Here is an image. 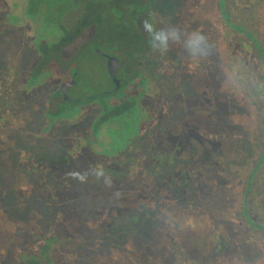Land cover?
<instances>
[{
    "label": "rangeland",
    "instance_id": "374dc122",
    "mask_svg": "<svg viewBox=\"0 0 264 264\" xmlns=\"http://www.w3.org/2000/svg\"><path fill=\"white\" fill-rule=\"evenodd\" d=\"M26 1L0 0V264H20L14 248L25 251L36 235L49 230L56 199L38 187L55 195L54 182L38 164L55 160L78 138L90 139L97 150L88 153L89 165L76 177L81 199L70 203L81 215L83 234L56 247L54 260L264 264V229L248 226L242 210L247 197L253 223L264 224V169L246 192L263 143L264 66L258 48L264 52V0H41L36 20L23 15ZM131 1L140 2L132 8L139 13L133 20L125 14L112 21L109 11L102 20L103 10L122 9ZM226 15L248 37L235 34ZM149 26L202 32L209 45L206 55L194 60L182 40L159 55L148 43ZM61 28L82 39L100 33V49L117 58L122 78L137 73L140 63L131 53L144 50L138 58L144 75L150 71L156 78L150 86L163 95L164 109L149 108L153 132L127 156L104 157L134 133L132 112L131 119L106 126L114 137L100 147L88 129L94 115L101 117L100 100L76 108L64 104L83 117L79 130L69 120L45 119L48 96L71 79L69 66H62V76L51 68L48 82L39 88L28 86L29 75L39 44L67 33ZM102 28H108L105 34ZM75 60L74 73L82 83L69 90L70 98L79 101L109 90L113 83L102 59L86 53ZM122 92L102 102L127 100ZM105 140L102 135L100 142ZM133 155L139 161L133 160L134 173L127 167Z\"/></svg>",
    "mask_w": 264,
    "mask_h": 264
},
{
    "label": "trees",
    "instance_id": "16d2710c",
    "mask_svg": "<svg viewBox=\"0 0 264 264\" xmlns=\"http://www.w3.org/2000/svg\"><path fill=\"white\" fill-rule=\"evenodd\" d=\"M39 1L41 0L26 1L23 8V15H25L27 19L29 20L37 19L36 8H38L40 5ZM135 5L136 6L140 5V2L131 1L129 3H124L122 9H117L113 7L110 10H103L102 13L104 14V16H102V20H104L105 16L108 17L107 14H109L108 13L109 11L111 14L109 19H112V21H115V19L125 14H128L129 18L127 19L131 21L136 17L138 13L137 10L135 12V10L133 11L132 9L133 6ZM219 6L222 12L223 4L220 3ZM223 19L226 20L227 26L235 34L248 37L249 33L246 31V29L232 23L228 19L227 15L226 18L223 16ZM110 27H112V29L116 28L113 23H110ZM60 30L63 33L64 31L67 33H65L63 36H61L60 34L56 39H54V41H52V43L39 44L38 61L30 72L28 86L30 87L36 86L38 88L42 87V85L48 82V78L52 71L51 68H53V70L56 71L58 75L61 76L64 75V70H62L63 65L69 66L67 67L66 72H68L67 73L68 75L70 76L72 75L71 77L75 82V87L79 86V84L82 83L79 73H74L75 71H77V68L75 66L77 60L73 62V59L83 58L85 57L86 53L94 54L92 52V45H94V47H99V48L102 45V42H100V40L97 39V37H99L98 34L100 33H95L90 38L82 39L80 35L78 36L71 34L70 30L67 31L66 29L64 30L63 28H61ZM107 30L108 28H102L101 34H105ZM69 32L70 35H68ZM249 38L252 37L249 36ZM253 42H254V46H257V41L253 40ZM74 46H76V48L72 49ZM258 54L260 55L261 62L264 66V52L262 51V49L258 48ZM127 86L128 85L124 80L121 89L117 93H113L110 95L102 94L87 99H78L79 101L76 102L63 101L61 94L54 87L51 95L48 96L46 100L44 117L46 120H48V122H52V123L61 120L62 121L69 120L70 123L75 126V129L79 130L82 128L84 122L83 117L78 116L79 117L78 118L77 116H75L76 115L75 111L72 112L71 109L65 110L64 104L66 103L76 108L78 106H82V104H89L94 101L96 102L97 100H100L99 102H101V105L98 106L97 108L102 111L101 117L98 120H96V116L94 115L91 119L92 124H90V127H88L90 131L89 135L94 138V134L97 133L100 130V128L102 127L106 128L107 125H110L111 123H115L117 122V120H119L118 122H120V119L121 120L131 119V117L129 116L131 112L133 118L135 117L133 114L135 109L129 107V104L131 103L129 98H127V100L123 99L121 101H119L118 98H114V103H112L114 104V107L112 106V104H107L105 102H102V100L105 97L112 98L113 96H119L122 91L128 94ZM256 96L258 97L257 94ZM111 106L113 107L112 109ZM97 108H95V111H97ZM138 114L140 115V113ZM120 126L124 127L121 130H123L122 132H124L122 134H125L128 130H126L124 125H120ZM115 128H111L112 130L109 129V131H113ZM120 128H118L117 130H119ZM112 134L113 133L110 132L109 135L110 140L111 139L113 140L114 136H112ZM260 136L263 138L262 139L263 143L260 149V155L257 157V161L246 183L247 193L249 191L251 182L255 177V175L258 176L260 169L262 170L264 169L263 166L264 131L261 129H260ZM123 141L121 142V144H118L117 147L115 144L114 148L116 153H118L117 151H121L125 147ZM76 142L74 143V145L71 144L68 147V149L61 151L59 157L56 158L55 160H50L47 162L41 160L40 163L38 164V167L43 169L46 172V174H48L52 178L51 181L54 182L53 190H55L54 193L55 195H51L48 192H45L40 187H38V192H40L44 196H50L53 199H56L55 202L56 207L52 214V222L50 228L44 235H36L33 241L25 249V251L22 249L14 248L13 256L15 257V259H17V261L20 264H66L64 257H58L55 260L52 258L53 250L58 246H62L66 244L69 240L75 239L81 234H83V228L80 223L81 215L77 213V210L75 209L77 207L71 208L70 203L77 204V202L81 199L80 189H79L80 185L78 184L79 179H77L76 177L78 176L80 170L83 167H87L89 165L88 153L90 152L91 154L97 153V150H96V146L92 144L90 139H88L87 141H83L81 138H78ZM110 145L113 146L114 144H110ZM81 179L82 178H80V180ZM247 200L248 198L245 197L244 206L242 207L244 221L248 224V226H250L254 230H261V229L263 230L264 224L253 223V220L251 219V215L247 211V205H246Z\"/></svg>",
    "mask_w": 264,
    "mask_h": 264
},
{
    "label": "flooded vegetation",
    "instance_id": "af4514ba",
    "mask_svg": "<svg viewBox=\"0 0 264 264\" xmlns=\"http://www.w3.org/2000/svg\"><path fill=\"white\" fill-rule=\"evenodd\" d=\"M137 14H139V13H137ZM95 50L100 51V54H96ZM142 51H144V50H142ZM142 51L137 50V51H134L131 53L132 60L134 59L135 62L140 63L137 73L133 77H127L126 75L125 76L123 75V78H122V76L119 75L120 70L122 68V65H121L120 70H118L116 73V78L120 83L119 89L115 92H112L114 89V85L112 84L111 87L109 88V90L104 92V94H106L108 92L110 94L117 93L121 89L122 84L125 80L127 85H128L127 86V92L129 95L128 98L131 102L129 104V107H132V109H135V111L133 112V114L135 116L133 118V121L135 123V126H133L135 128L134 133H132L131 136L127 137L125 139V141H123L125 147L121 151H117L118 153H116L114 151V152H111L109 154H106V155H104V157H106V158H112V157L115 158L119 155L130 154V152L133 151L134 146H136V143H138L141 138L146 137V135L149 136L150 132H153L152 126L150 125V122H149V120H150L149 114H148L149 108L154 109L156 107L159 110L160 108L163 107L162 106V104H164L163 95L160 93H156L155 90L153 91L152 86H150L153 83V81L156 82V80H155L156 78L152 77L149 74V73H151L150 71H148V75H146V76L144 75L145 73L143 71V65L141 64V62L138 58ZM92 52L104 61L105 66H106V70H107V56L108 57H115L111 54L105 53L99 47H94V48L92 47ZM107 76H108V73H107ZM108 78H107V80H111L109 76H108ZM71 81H72V77L70 80H68L66 82H61L60 84L69 83ZM111 83H112V81H111ZM147 87H149V88L147 89ZM58 91H59V87H58ZM110 94H108V95H110ZM163 109H164V107H163ZM136 111L138 113H140V115ZM142 120L145 121L143 125H141ZM102 135L106 138V140H105L106 143L100 142ZM109 135H110V133L107 132V129L105 127L100 128V130L94 134V140H96V142L99 144L98 147L106 146L108 143H110L109 142V137H110ZM152 147H153V149L156 148V146L154 144L152 145ZM135 158H137V156L133 155L132 161L130 163L128 162L129 165H127V167H129V169L131 168L129 171L133 172V173L135 172V169H136L135 165H133V163H134L133 160ZM135 160H137V159H135Z\"/></svg>",
    "mask_w": 264,
    "mask_h": 264
},
{
    "label": "clouds",
    "instance_id": "9594fccd",
    "mask_svg": "<svg viewBox=\"0 0 264 264\" xmlns=\"http://www.w3.org/2000/svg\"><path fill=\"white\" fill-rule=\"evenodd\" d=\"M148 43L151 49L161 56H164L169 51V46L173 42L182 40L184 50L194 60H198L206 55L208 48L207 37L200 31H190L182 33L176 27L156 28L149 26L148 28Z\"/></svg>",
    "mask_w": 264,
    "mask_h": 264
},
{
    "label": "water",
    "instance_id": "95a60500",
    "mask_svg": "<svg viewBox=\"0 0 264 264\" xmlns=\"http://www.w3.org/2000/svg\"><path fill=\"white\" fill-rule=\"evenodd\" d=\"M96 54H100V51L95 50ZM121 68V64L120 62L117 60L116 57H108L107 56V73L108 76L110 77L113 85H114V89L112 92H115L119 89V81L116 78V73L118 70H120ZM76 75V74H75ZM75 86V82L72 79L71 82L69 83H62L59 86V92L62 96L63 101L65 102H76L77 100L70 98V96H68V91L73 88ZM107 95L110 94L109 92L106 93Z\"/></svg>",
    "mask_w": 264,
    "mask_h": 264
}]
</instances>
